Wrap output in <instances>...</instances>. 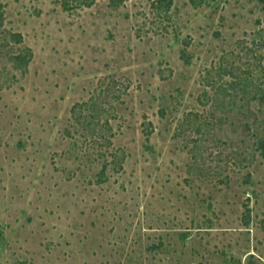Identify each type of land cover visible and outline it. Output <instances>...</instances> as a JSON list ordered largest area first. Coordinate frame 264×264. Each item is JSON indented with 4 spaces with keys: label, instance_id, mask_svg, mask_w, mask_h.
<instances>
[{
    "label": "rangeland",
    "instance_id": "rangeland-1",
    "mask_svg": "<svg viewBox=\"0 0 264 264\" xmlns=\"http://www.w3.org/2000/svg\"><path fill=\"white\" fill-rule=\"evenodd\" d=\"M0 264H264V0H0Z\"/></svg>",
    "mask_w": 264,
    "mask_h": 264
},
{
    "label": "trees",
    "instance_id": "trees-1",
    "mask_svg": "<svg viewBox=\"0 0 264 264\" xmlns=\"http://www.w3.org/2000/svg\"><path fill=\"white\" fill-rule=\"evenodd\" d=\"M193 1H195V0H193Z\"/></svg>",
    "mask_w": 264,
    "mask_h": 264
}]
</instances>
